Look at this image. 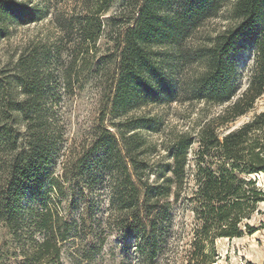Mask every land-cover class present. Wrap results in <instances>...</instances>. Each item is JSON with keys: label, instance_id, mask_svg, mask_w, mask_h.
Wrapping results in <instances>:
<instances>
[{"label": "trees", "instance_id": "obj_1", "mask_svg": "<svg viewBox=\"0 0 264 264\" xmlns=\"http://www.w3.org/2000/svg\"><path fill=\"white\" fill-rule=\"evenodd\" d=\"M111 1L75 0L80 6L78 13L74 8V15L55 17L64 35L60 41L65 37L73 45V62L63 71L66 83H71L77 59L85 68L94 58L93 45L103 27L99 15L106 12ZM127 4L130 12L120 21L123 31L118 34L114 50L112 83L104 95L112 113L148 101L155 103L161 95L174 91L182 100L215 105L230 102L234 97L233 57L241 43L255 46L247 90L214 119L216 125L206 124L196 135V197L202 215L198 233L202 236L192 243L194 250L187 264H204V237L211 230H216L219 237L239 236L240 222L249 218L256 204L264 202V191L247 189L254 182L244 180V175L264 172V112L236 130L222 136L217 133L220 125L249 111L263 93L264 0H127ZM226 6L230 8L227 27L203 44L190 46L185 42ZM44 10L17 0H0V37L5 36L10 24L41 20L47 16ZM164 48L176 63L178 77L164 73ZM103 60L101 57L97 65ZM186 68L190 69L188 76L183 73ZM12 71L0 70V225L19 246L28 242L26 248L24 244L21 247L23 264H59L63 244L74 240L79 236L77 229L81 231L88 224L85 219L90 218V205H80L86 198L83 192L96 188L105 176L115 183L111 207L123 218L129 216L125 219L131 224L130 235L137 240L138 252L150 261L156 243L152 235L140 231L142 221L158 210L170 183H176L177 195L195 139L188 133L174 137L168 153L170 162L163 168L170 176L160 184L147 182V165L138 155L148 148L143 149L139 135L113 134L106 128L81 156L64 154L61 174L54 175L53 156L59 149L61 134L57 120L44 107L50 90L48 77L35 51L20 54ZM74 77L77 80L78 73ZM111 126L116 129L114 123ZM205 157L218 158L214 167L200 165ZM71 182L74 192L75 185L80 186V195L66 193L65 186ZM29 198H36V205H28ZM66 199L73 210H80L76 220L67 221L59 213V205ZM98 235L91 237L95 243H90V251H97L103 242ZM82 252L85 261L90 260Z\"/></svg>", "mask_w": 264, "mask_h": 264}, {"label": "rangeland", "instance_id": "obj_2", "mask_svg": "<svg viewBox=\"0 0 264 264\" xmlns=\"http://www.w3.org/2000/svg\"><path fill=\"white\" fill-rule=\"evenodd\" d=\"M17 1L38 10L46 8L44 12H47V16L35 23L8 25L5 36L0 37V70L12 71L20 54L36 52V59L39 60V66L47 75L50 85L44 107L57 120L61 134L59 149L53 156V164H56L52 172L54 175L61 174L64 154L69 153L74 158L81 156L90 149L102 129L106 128L113 134L121 132L126 136L132 133L139 135L143 141V149L148 148L138 155L139 160L146 162L147 182L160 184L166 176H170L169 171L163 168L170 162L168 153L174 137L188 133L195 139L188 151L185 177L180 183L177 195L176 183H170L168 195L165 199H160L158 210L142 221L140 231H146L147 236L152 235L156 243L154 258L147 261V255L138 252L137 240L130 235L131 224L125 219L129 216L123 218L111 207L110 198L115 183L113 179L105 176L96 188L85 189L83 192L86 198L80 205L86 203L90 205V218L85 219L88 224L86 223L83 230L77 229L79 236L63 244L59 264H187L190 253L194 250L192 243L197 236H202L198 233L202 215L201 204L196 197L195 179L199 165L197 160L199 144L196 135L204 125L208 123L216 125L214 119L247 90L255 59V46L250 42H243L239 52L233 57L234 97L230 102L215 105L202 101L182 100L174 91V94L161 95L155 103L148 101L141 106L118 109V112L112 113L110 107L105 105L104 95L112 83L114 50L118 43V34L123 31V24L120 21H123L130 12L127 0H112L106 12L99 15L103 27L93 45V50H96L94 58L85 68L77 59L70 74V84L63 80V71L70 62H73L72 54L70 55L73 45L65 37L60 41L64 35L59 32L54 19L61 15L63 17L74 15L73 9L75 8L78 13L80 6L75 5V0ZM229 9V6L223 8L217 18L206 21L193 38H187L185 42L187 41L190 46L200 45L205 39L221 32L229 25L227 20ZM75 33L71 36H75ZM73 38L76 39L77 35ZM162 51L165 54L160 58L165 75L167 73L170 77L171 74L173 76L176 74L178 77L179 70L174 59L168 50L164 48ZM101 57L104 59L103 64L98 66ZM189 72L188 68L183 71L186 76L190 74ZM74 73H78L77 80ZM8 74L13 75L9 72ZM262 112L264 90L249 111L227 124L220 125L217 133L222 136L236 130ZM112 123L116 125V129L112 128ZM204 159L205 162H201L200 165L212 168L218 158ZM128 169L131 170L129 166ZM244 176L246 182H254L253 186L247 189L254 187L264 191V172ZM71 186H74L73 182L65 186L66 193L79 194L80 186L75 185V192ZM149 198L153 199L150 196ZM32 202L36 205V198L32 200L29 198L28 205H32ZM73 209L67 199L59 205V213L67 221L78 218L80 210ZM239 227L241 234L237 237H219L216 230H211L204 237L202 251L207 257L204 264H264V202L256 204L249 218L243 219ZM248 228L252 230L251 233H248ZM95 234H100L97 238L103 239V242L97 251H90L91 244L95 243L91 237ZM23 244L25 248L28 246L27 241H23L19 246V243L12 240L11 235L0 225V264H23L21 249ZM82 251L89 255L90 260L85 261Z\"/></svg>", "mask_w": 264, "mask_h": 264}]
</instances>
